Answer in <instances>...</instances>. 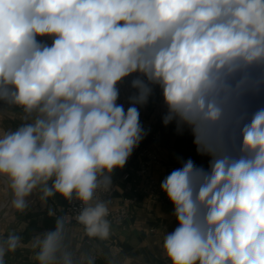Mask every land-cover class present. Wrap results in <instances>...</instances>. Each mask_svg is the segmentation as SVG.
Returning <instances> with one entry per match:
<instances>
[{
	"label": "clouds",
	"instance_id": "obj_1",
	"mask_svg": "<svg viewBox=\"0 0 264 264\" xmlns=\"http://www.w3.org/2000/svg\"><path fill=\"white\" fill-rule=\"evenodd\" d=\"M157 88L163 124L209 158L161 182L178 224L163 237L170 264H264V0H0V105L23 112L0 131L11 207L37 190L75 198L85 234L107 240L96 192L146 136L140 108ZM69 222L34 236L38 264H95L65 243ZM20 246L0 241V264Z\"/></svg>",
	"mask_w": 264,
	"mask_h": 264
},
{
	"label": "crops",
	"instance_id": "obj_2",
	"mask_svg": "<svg viewBox=\"0 0 264 264\" xmlns=\"http://www.w3.org/2000/svg\"><path fill=\"white\" fill-rule=\"evenodd\" d=\"M47 39L49 38H39ZM120 92L130 90V78L119 85ZM165 114L160 90L157 88L147 105L141 107L140 122L147 133L143 139L145 145L154 150L163 160L164 165L153 164L149 174L159 184L171 172L168 166L181 167L182 161L191 158L196 165L208 167L209 158L201 156L196 151L193 137L185 130L178 133L175 123L165 126L162 117ZM23 112L15 106L0 105V131L14 130L23 121ZM154 133V138L152 137ZM138 158L134 153L126 162V166L135 167ZM120 170H114L117 189L114 193L116 204L123 195L119 182ZM51 184V181L49 182ZM7 185L0 181V206L7 198ZM41 193L34 191L27 199L29 206L24 212H19L11 206L0 219V241L6 240L10 233L21 237V246L15 252L8 253L5 264H38L34 259L37 249H33L32 240L35 235L52 231L56 219L63 216L68 200L56 194L42 202ZM55 215H49V211ZM174 207L170 200L153 199L140 196L139 203L131 207L130 217L124 226L111 223V235L107 240L90 238L78 222L66 225L65 243L73 252L82 250L84 255L96 254L95 264H170L163 252V237L177 226L173 215ZM155 227L154 231L151 228Z\"/></svg>",
	"mask_w": 264,
	"mask_h": 264
},
{
	"label": "built area",
	"instance_id": "obj_3",
	"mask_svg": "<svg viewBox=\"0 0 264 264\" xmlns=\"http://www.w3.org/2000/svg\"><path fill=\"white\" fill-rule=\"evenodd\" d=\"M132 89L120 92L119 103L123 104L125 109L129 107L128 97L131 95ZM164 106V104H163ZM165 109V107H164ZM141 111V108H140ZM166 111V109H165ZM154 138V133H152ZM138 161L135 167L124 166L120 170L119 182L123 188V195L118 204L114 200V193L117 189V182L115 181L114 171L112 173V187L105 191L99 189L96 192V198L100 200L108 201L109 216L107 219L119 226H124L130 217L131 207L139 203L140 196H145L153 199L169 200L167 195L161 190V184L149 174V168L153 164L164 165V160L150 147L144 144L143 140L139 146L133 151ZM179 167L168 166L170 172ZM81 202L75 198L70 202L68 201L66 208L63 211V216L69 219V223L77 222L76 215L81 209ZM156 228H151L154 231ZM86 243H90V237L87 236ZM77 259L81 254H84L82 250L74 251ZM90 256L97 257L96 254H90Z\"/></svg>",
	"mask_w": 264,
	"mask_h": 264
},
{
	"label": "water",
	"instance_id": "obj_4",
	"mask_svg": "<svg viewBox=\"0 0 264 264\" xmlns=\"http://www.w3.org/2000/svg\"><path fill=\"white\" fill-rule=\"evenodd\" d=\"M7 198L5 202L0 206V219L4 216V214L7 212L9 209L10 205V190L7 187Z\"/></svg>",
	"mask_w": 264,
	"mask_h": 264
}]
</instances>
